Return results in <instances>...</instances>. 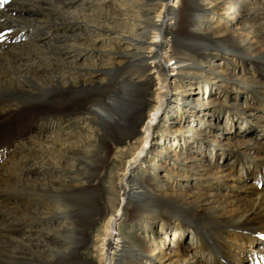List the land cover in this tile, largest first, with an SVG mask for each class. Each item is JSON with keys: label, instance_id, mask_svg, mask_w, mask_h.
Masks as SVG:
<instances>
[{"label": "bare ground", "instance_id": "obj_1", "mask_svg": "<svg viewBox=\"0 0 264 264\" xmlns=\"http://www.w3.org/2000/svg\"><path fill=\"white\" fill-rule=\"evenodd\" d=\"M169 1L103 0L74 16L69 10L74 0H0V264H94L90 256L79 255L87 244L97 252V264H158L164 255L182 262L193 257L201 264H264V243L255 246V238L264 235V162L257 161L264 154L255 153L253 170L240 161L264 149V135L262 140L251 132L210 138L221 149L252 143L251 151L233 149L230 162L214 161L190 148L163 145L159 121L161 111L165 130L170 120L181 121L179 111L192 102L185 94L190 84L207 85L205 66L214 62L216 51L255 67L253 74L245 69L247 78L234 81V87L251 88L245 97L258 98V103L237 102L244 117L264 118V96L259 97L264 94V31L260 40L249 37L264 26V0ZM236 10H243L244 18H234ZM128 12L127 33L117 38L126 48L108 59L110 66L90 69L85 77H94L91 83L73 82L80 71L61 56L59 41H33L43 29L60 27L67 40L79 37L88 44L101 20ZM25 28L32 37L18 43ZM156 79L160 104L150 116L142 97ZM218 80L223 89L231 87L227 73ZM196 99L193 107L210 101ZM69 125L74 129L67 134ZM260 126L264 130V123ZM182 129L179 125L176 131L181 139ZM198 160L203 162L195 164ZM193 167H201L206 188L173 178L189 177ZM108 177L112 196L106 199L102 183ZM127 220L146 232L140 246L132 228L122 230ZM171 224L178 242L191 231L195 250L187 258L160 249L157 239Z\"/></svg>", "mask_w": 264, "mask_h": 264}, {"label": "rangeland", "instance_id": "obj_2", "mask_svg": "<svg viewBox=\"0 0 264 264\" xmlns=\"http://www.w3.org/2000/svg\"><path fill=\"white\" fill-rule=\"evenodd\" d=\"M73 6L69 7V10H72V12L75 15H78L76 12H80L81 8H83L85 5H94V6H99V2H102L103 0H74ZM184 0H170V4H177V5H182ZM119 2H116V4ZM113 4V2H112ZM90 7V6H89ZM93 7V6H92ZM85 8V7H84ZM131 13L128 12L126 17H123L122 15L119 18H112L109 20H101L99 24H97L96 29H93L94 35L90 37L89 42L87 44V41L82 43L80 39L75 37V40L73 38L69 37L67 40V36L65 35H60V31L58 30L59 28H53L51 31L50 29L47 28L43 31H41V37H37L33 39L34 43L39 42L41 45H45L47 42H53L57 43L58 45H63L64 48L61 51V56L64 57L66 60H68L70 63L77 65L78 67H72L74 70H79L80 71V76L76 77L73 79L74 83L80 84L84 82L91 83L94 81V77L88 76L85 77L88 72H91V70L95 68H106L112 64L109 58H113L112 56L117 55L116 51L119 50H124L126 46L120 42H117V38L123 36V34L127 33L126 28L127 23H130L131 20ZM245 12L243 10H236V15H234V18L236 19H242L245 16ZM229 21V20H228ZM134 24V23H133ZM30 28H25L22 30L20 35L18 36V43L22 42H28L31 39V35L33 34L31 31H29ZM39 29H42L39 27ZM115 31L114 33H111V31ZM256 30V35L251 34L249 35L250 38H254L255 40H260V37L258 33H262L264 31V26L262 27H255ZM47 33V34H46ZM60 33V34H59ZM31 34V35H30ZM39 34V33H37ZM46 34V36L43 37V35ZM56 35V36H55ZM72 36V35H71ZM66 38V39H65ZM57 40V41H56ZM67 40V41H66ZM239 40V38H237ZM66 43V44H64ZM118 43L120 45H118ZM4 44V41L3 43ZM247 55H250L249 52H246ZM213 55L214 62H207L205 68H208L207 74H208V79L207 85H203L202 83L199 85V88L197 86V83L190 84L191 87L187 90L189 93H186L187 91L183 92L181 91L180 93H184L185 97L188 96L187 99L192 100L191 103L183 105L181 110L179 111V115L182 116V119L180 122H173L170 120L168 122L167 127H170V130H165L166 123L163 122L162 117H163V111L160 112V119L159 121L161 122L162 125V137H163V145H166V147H171L175 148L177 150H185L190 148L193 150L194 154L200 153L199 156H203V158H209L214 161H220L222 158H227V161L230 162L232 159L235 158V154L233 153V149L237 148H246L247 150L251 151L252 143L251 144H238L237 146H234L235 143L230 145V147H225L221 149L217 145H212L209 139L213 138L219 139V135L223 137V133L226 134V136H231L232 134L235 136H238L239 133L242 134V132H251L253 133V136H256V139L262 140V134L264 135V130L260 126L261 123H264V118H260L258 116L254 117H244V111L240 108V106H243L242 104H239L237 102H242L243 100H246L248 103L251 101H256L258 103V98L255 99L253 95L249 96V98H246L245 95L247 93L250 94L251 91H253L251 88H246L249 89L247 91H244L242 89H237L234 87L235 82L234 81H240L244 80L243 72L244 70H250L251 74L255 72V67L250 63V62H242L239 59L233 60L229 59L230 57H227L225 54L221 53L220 51H216ZM229 59V60H228ZM116 60V59H115ZM33 61H37L34 59ZM38 62V61H37ZM220 63V65L217 64ZM22 64V62L20 63ZM91 69V70H90ZM213 69V71H212ZM227 73V76L229 78H232V81L230 83L231 87L228 88H222L221 82L218 80L219 79V74H225ZM75 75V74H74ZM186 78V77H185ZM186 83L189 81L188 79H185ZM184 80V81H185ZM246 80V79H245ZM260 80L264 81V78H260ZM157 81V82H156ZM155 84L150 86L148 91H145L143 93L142 101L145 102V107L146 111L149 112L148 114L151 116L154 113V106L159 105L160 103L158 102L157 94L155 91V88L158 87V79H156ZM247 81V80H246ZM167 84L170 85V83L167 81ZM188 86V84H187ZM262 86V85H260ZM171 88V85L169 89ZM169 92V90L167 89ZM179 93V94H180ZM163 94H165V91H163ZM182 94V95H184ZM175 95H178L177 91L175 92ZM264 96V94L259 93V97ZM196 98H200L201 100H210L209 103H206L204 105H199L197 103L196 106H192V104L196 103ZM180 104V103H179ZM253 107H259L257 104H252ZM153 107V109H152ZM192 109H195V112L192 111ZM253 109V108H252ZM255 111L258 110L254 108ZM177 111H174V114ZM259 113V110L258 112ZM261 117H264L261 115ZM74 119H78V117H75ZM149 119V116L145 118V121ZM151 119V117H150ZM234 120L233 126L228 125V120L229 123L231 122L230 120ZM77 121H73V125L76 124ZM82 123V122H81ZM252 123V127L248 126L249 124ZM72 124V123H70ZM145 124V122L141 123L142 127ZM183 125L182 129V135L184 136L183 139H181L178 136L177 128L179 125ZM68 126V128H65L66 133L68 134V131H73L74 127ZM252 128V131H251ZM56 129V128H55ZM50 131H53V126H51V129L47 130V134L50 133ZM156 134V133H155ZM246 134V133H244ZM3 140L4 137L1 135L0 136ZM178 140L180 142L174 141ZM232 140V139H230ZM174 141V143H173ZM192 142H197L196 144L193 145ZM262 142H264L262 140ZM264 148V143L261 146ZM4 149V148H3ZM180 150V151H181ZM264 149H260L259 151H255L250 153L245 157V160H241L242 164H244V169L247 170V167L251 166V161H255L256 158H259L257 155L258 153L263 156ZM262 152V153H261ZM257 153V154H255ZM72 154V153H71ZM254 156L256 158H254ZM204 160V159H203ZM203 160H198L195 164H200L203 162ZM257 161H263V159L259 158ZM159 163V161H157ZM183 164H181L182 166ZM112 165L109 166V170L112 169ZM159 169L161 167L159 166ZM201 167H193L192 173H190L189 177L183 178L181 175L174 174L173 178L175 181L178 180H183L184 182H201L203 184V187L206 188V181L207 178L204 179L202 172L199 171ZM250 169L253 170V167L251 166ZM197 170V174L196 173ZM158 176V175H157ZM156 176V177H157ZM172 176V175H171ZM185 179V180H184ZM166 177H163L160 181L161 183H166ZM204 180V181H203ZM179 182V181H178ZM159 183V182H157ZM173 183V182H172ZM109 177L104 179V182L102 183V189L105 192V198H109L112 196V193L109 191ZM160 187V186H158ZM158 187H154L157 188ZM242 190H234V192H239V193H245ZM106 199L103 201L107 203ZM134 221L127 220L122 222L121 228L123 231H130L133 234V241L135 242L136 246H140L139 238L142 237L143 235L146 234L145 231H143V234L139 233L137 227L134 224ZM176 228L174 227L173 224L169 226L167 229L166 233L164 234V237L158 238L157 242L160 244V249L166 253V251L169 250H177V252L180 254L182 258H187L189 255L193 254V251L195 250V244L190 243L191 239V231L188 230L185 232V239L183 242L179 241L180 237L179 234L176 233ZM149 240V237L146 238V240ZM263 239V240H261ZM256 244L255 246L258 247V244L260 247L258 248H263V243H264V235L261 234L260 241L259 239H256ZM149 245L152 247V242H148ZM144 249V248H143ZM160 250V251H161ZM158 251V250H157ZM155 255H158L157 252H155ZM79 255L80 256H90L94 264L98 263L99 256L97 255L96 251H93V247L91 245H86L83 248L81 247L79 249ZM165 257V258H164ZM163 258L160 257V259H157V263H168V264H201V262H198L197 260L194 261L193 257H188L187 260L182 262V259H180L177 256L171 257L170 255H164ZM176 259V261H175ZM252 260V259H250ZM252 263V261H251ZM123 264H125L123 262Z\"/></svg>", "mask_w": 264, "mask_h": 264}]
</instances>
